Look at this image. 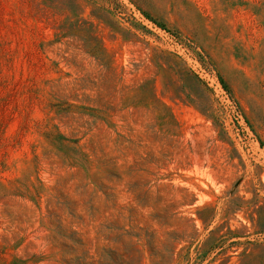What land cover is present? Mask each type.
I'll use <instances>...</instances> for the list:
<instances>
[{
	"label": "rangeland",
	"instance_id": "374dc122",
	"mask_svg": "<svg viewBox=\"0 0 264 264\" xmlns=\"http://www.w3.org/2000/svg\"><path fill=\"white\" fill-rule=\"evenodd\" d=\"M0 264H264V0H0Z\"/></svg>",
	"mask_w": 264,
	"mask_h": 264
}]
</instances>
